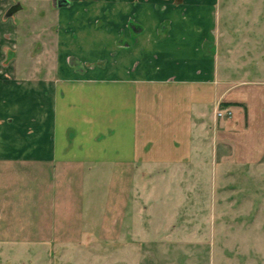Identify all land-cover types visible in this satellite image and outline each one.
<instances>
[{
    "label": "crops",
    "instance_id": "1",
    "mask_svg": "<svg viewBox=\"0 0 264 264\" xmlns=\"http://www.w3.org/2000/svg\"><path fill=\"white\" fill-rule=\"evenodd\" d=\"M25 1L0 0L2 30L17 27ZM45 1L55 22L43 31L56 56L39 60L54 74L5 85L0 68V241H60L81 226L39 211L61 200L64 179L92 165L174 179L248 176L264 165V80L250 79L252 51L221 32V0ZM106 224L122 246L108 264H173L149 251L157 237L119 233L131 220Z\"/></svg>",
    "mask_w": 264,
    "mask_h": 264
},
{
    "label": "rangeland",
    "instance_id": "2",
    "mask_svg": "<svg viewBox=\"0 0 264 264\" xmlns=\"http://www.w3.org/2000/svg\"><path fill=\"white\" fill-rule=\"evenodd\" d=\"M23 6L14 18L16 28L0 27L5 85L16 75L37 79L54 74L39 59L56 56L55 47L48 48L54 36L43 31L54 24L55 12L45 0L38 6L27 0ZM219 14L221 32H228L244 54L253 53L250 79L264 80V0H221ZM240 74L238 79L246 70ZM210 162L211 168L218 163L213 157ZM92 166L64 179L58 188L61 200L56 197L39 211L42 217L81 226H68L60 241H0V264H108L109 253L122 247L107 236L111 218L131 220V226L116 227L127 239L157 237L149 251L165 253L173 264H264V165L248 176L207 171L205 177L183 179L151 177V171L143 178L137 170L125 177L123 167L112 173V165ZM20 207L17 212L26 217L27 204L21 201ZM129 244L133 248L140 242Z\"/></svg>",
    "mask_w": 264,
    "mask_h": 264
},
{
    "label": "built area",
    "instance_id": "3",
    "mask_svg": "<svg viewBox=\"0 0 264 264\" xmlns=\"http://www.w3.org/2000/svg\"><path fill=\"white\" fill-rule=\"evenodd\" d=\"M225 114H226V113H225ZM227 114L231 116V115H232V112H231V111H227ZM223 115H224V113H222V112H219V113H218V116H219V117H221V116H223Z\"/></svg>",
    "mask_w": 264,
    "mask_h": 264
},
{
    "label": "water",
    "instance_id": "4",
    "mask_svg": "<svg viewBox=\"0 0 264 264\" xmlns=\"http://www.w3.org/2000/svg\"><path fill=\"white\" fill-rule=\"evenodd\" d=\"M18 8H19L18 6L14 7V8L12 9V12H14L15 10H17Z\"/></svg>",
    "mask_w": 264,
    "mask_h": 264
}]
</instances>
